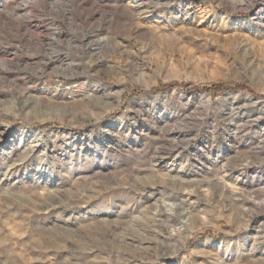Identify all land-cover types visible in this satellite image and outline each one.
Masks as SVG:
<instances>
[{
    "label": "rangeland",
    "instance_id": "1",
    "mask_svg": "<svg viewBox=\"0 0 264 264\" xmlns=\"http://www.w3.org/2000/svg\"><path fill=\"white\" fill-rule=\"evenodd\" d=\"M142 6L0 0V264H264V0Z\"/></svg>",
    "mask_w": 264,
    "mask_h": 264
},
{
    "label": "bare ground",
    "instance_id": "2",
    "mask_svg": "<svg viewBox=\"0 0 264 264\" xmlns=\"http://www.w3.org/2000/svg\"><path fill=\"white\" fill-rule=\"evenodd\" d=\"M144 0H128V3H130V5L133 7L134 10H138L142 4H143ZM151 1V0H150ZM158 2H160V0H157ZM168 2V1H167ZM145 4V3H144ZM147 4V3H146ZM152 4V3H151ZM143 7V6H142Z\"/></svg>",
    "mask_w": 264,
    "mask_h": 264
},
{
    "label": "trees",
    "instance_id": "3",
    "mask_svg": "<svg viewBox=\"0 0 264 264\" xmlns=\"http://www.w3.org/2000/svg\"><path fill=\"white\" fill-rule=\"evenodd\" d=\"M206 91L212 93V95H215L216 92L219 91V87L216 86V87L208 88V89H206Z\"/></svg>",
    "mask_w": 264,
    "mask_h": 264
}]
</instances>
